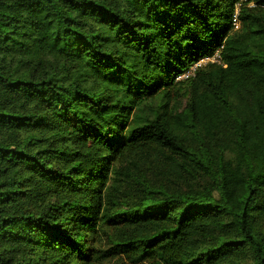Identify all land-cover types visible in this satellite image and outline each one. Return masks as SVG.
Here are the masks:
<instances>
[{"label":"trees","instance_id":"16d2710c","mask_svg":"<svg viewBox=\"0 0 264 264\" xmlns=\"http://www.w3.org/2000/svg\"><path fill=\"white\" fill-rule=\"evenodd\" d=\"M110 260L264 264V0H0V264Z\"/></svg>","mask_w":264,"mask_h":264},{"label":"built area","instance_id":"2783aa9c","mask_svg":"<svg viewBox=\"0 0 264 264\" xmlns=\"http://www.w3.org/2000/svg\"><path fill=\"white\" fill-rule=\"evenodd\" d=\"M232 26H233V30L236 31L239 28V21H238V9L236 7L235 12L233 14L232 17ZM208 64H218L220 65V58H219V53L216 51L213 55L211 56H205L203 58H201L200 60H198L195 64H193L187 74L189 73V71L191 73H194L197 69L202 68Z\"/></svg>","mask_w":264,"mask_h":264},{"label":"rangeland","instance_id":"374dc122","mask_svg":"<svg viewBox=\"0 0 264 264\" xmlns=\"http://www.w3.org/2000/svg\"><path fill=\"white\" fill-rule=\"evenodd\" d=\"M187 72H188V71H187ZM187 72H186L184 75L180 76L178 80L185 79V78H187V77H189V76H192V75L194 74V73H191L190 71H189V73L187 74ZM105 248H106V246L99 245V249H100V250H104ZM109 262H110L109 264H114V261H113V260H110Z\"/></svg>","mask_w":264,"mask_h":264}]
</instances>
